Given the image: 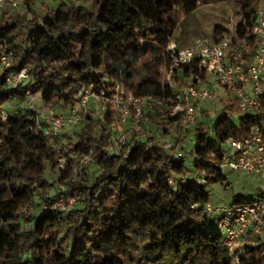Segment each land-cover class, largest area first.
<instances>
[{"label": "trees", "instance_id": "obj_1", "mask_svg": "<svg viewBox=\"0 0 264 264\" xmlns=\"http://www.w3.org/2000/svg\"><path fill=\"white\" fill-rule=\"evenodd\" d=\"M83 1L58 0L40 16L36 0H22L0 13V57L11 54L9 72L0 64V264H264V244L247 245L238 259L230 254L217 219L206 215L205 189L226 180L211 158L224 162L226 140L264 129V116H238V126L230 116L235 104L226 106L210 123L180 131L172 144L163 138L167 127L179 126L181 115H170L175 95L198 66L175 68L172 85L158 71L138 82L131 74L149 50L162 60L177 29L176 10L191 14L201 0ZM237 1L242 37L259 0ZM164 60L168 65L169 56ZM21 70L28 78L15 88L6 76ZM117 84L163 102L128 138V153L117 149L123 127L113 112L96 116L90 108L76 142H66L63 132L46 135L44 122L39 128L46 107L70 113L87 90L109 93ZM27 92L37 96L35 109ZM60 151L91 154L83 180L64 182L65 190L54 175ZM92 164L97 170L89 178ZM62 195L74 198L72 206L52 208ZM253 201L237 197L233 205ZM140 236L145 245L135 256Z\"/></svg>", "mask_w": 264, "mask_h": 264}, {"label": "built area", "instance_id": "obj_2", "mask_svg": "<svg viewBox=\"0 0 264 264\" xmlns=\"http://www.w3.org/2000/svg\"><path fill=\"white\" fill-rule=\"evenodd\" d=\"M20 4L21 0H0V13L4 9H18ZM166 53L169 64L165 81L169 85L173 84V74L177 67L194 64L200 70L175 95L177 104L172 107L170 115H181L180 127L196 124L198 103L217 100L218 87L225 88L233 97L239 117L264 116V0H259L253 24L246 35L237 36L236 25L217 39H196L192 45L181 49L169 45ZM10 58L11 54L6 53L0 57L1 68L6 72L11 67ZM201 73L205 75L202 76ZM27 78L26 70H21L16 74L8 73L6 81L16 88ZM26 95L29 107L35 109L37 96L30 92ZM93 101L98 103L97 114L113 112L119 116L123 130L119 134L117 149L126 153L129 152L126 142L130 136L142 130L146 113L163 104L153 97H135L123 85L117 84L109 93L97 94L93 90H87L79 107L67 114H59L54 108L46 107L38 115L37 124L46 123L45 127L39 125V128L44 127L45 134L49 136L58 135L68 128L85 126ZM226 148L224 162L220 163L216 158H211V162L225 176L226 180L222 183L226 189L232 188L228 176L224 174L226 169L241 171L247 176H264L262 127L254 126L247 132L228 138ZM77 156L74 151L58 152L56 173L60 175V171L68 166L69 160H74ZM90 160L91 154L79 157V161L72 168V181L83 180V168ZM73 203L74 198L66 199L62 195L52 208H61L62 204H66L69 209ZM206 215L217 219V224L224 233V245L236 259L242 255L247 245L264 244V196L247 204L225 207H213L208 203Z\"/></svg>", "mask_w": 264, "mask_h": 264}, {"label": "rangeland", "instance_id": "obj_3", "mask_svg": "<svg viewBox=\"0 0 264 264\" xmlns=\"http://www.w3.org/2000/svg\"><path fill=\"white\" fill-rule=\"evenodd\" d=\"M73 1L80 4L84 3L83 0ZM57 5L58 0H36L34 9L40 16H44L48 7H56ZM241 18V4L237 0H201L197 10L188 15L177 9L175 12L177 29L170 45H175L177 48L181 49L189 47L196 39L212 40L215 38H219L227 29L236 26ZM216 26H221L224 30L219 29V31L216 32ZM154 56L155 55L152 53V51L149 50L146 55H144L136 63L132 64L131 74L135 81L138 82L151 72L158 71L161 74V81L165 83L167 63L164 60V56L167 57V53H162V60H159V62L154 59ZM149 69H152V71H150ZM210 80H213L212 76H210ZM217 95L218 98L215 101L198 103L196 115L197 122L199 121L204 124L210 123L220 112L226 111V106H228L227 108H229L231 105L235 104L233 97L226 91L225 88L218 87ZM90 108L96 116L102 115L97 114V102L93 101L90 104ZM155 108L151 110V113H154ZM55 110L59 114L68 113L66 110L60 108H56ZM230 116L239 126V115L236 107L232 109V111L230 112ZM206 117L209 119H207ZM145 124L147 126L149 122L146 121ZM195 125L196 124L187 128H182L180 126L167 127V129L169 130V135L167 136V138H163V140L174 144V141L176 140L180 131L185 132L187 129L192 130ZM77 132V127H72L64 130L63 133L66 134L65 141L76 142ZM188 144L189 139H187L185 146H187ZM188 156L190 157V161L192 162L194 160V157L190 156V154ZM77 161H79L78 156L74 160L70 159L68 162V166L60 171V175L57 173L54 174L55 177H57L58 185L61 188L65 189L64 182L72 180V168L76 165ZM96 170L97 165L92 164L91 166H89L88 177L91 178ZM224 174L228 176V181L231 184L232 188L226 189L222 182L207 184L205 186L206 192L209 194L210 198L209 203L213 207L232 206L234 204V199L237 197H242L248 200H258L260 199L261 194L264 193V176H247L241 171H231L227 169L225 170ZM202 183L204 182L202 181ZM67 207L68 205L66 204L61 205L62 210L68 209ZM220 230L222 231L221 228ZM138 245L139 250L135 253V256L140 255V251L145 245L143 236H140L138 238ZM186 264L197 263L196 261L190 262L189 260L188 262H186Z\"/></svg>", "mask_w": 264, "mask_h": 264}]
</instances>
